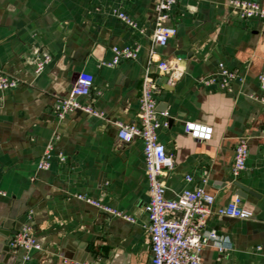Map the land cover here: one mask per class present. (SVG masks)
<instances>
[{"label": "crops", "instance_id": "1", "mask_svg": "<svg viewBox=\"0 0 264 264\" xmlns=\"http://www.w3.org/2000/svg\"><path fill=\"white\" fill-rule=\"evenodd\" d=\"M229 1L179 0L170 14L176 34L161 46L150 39L158 0H0V70L19 81L0 92V264H21L23 249L8 240L23 223L42 245L24 264H70L63 258L151 264L142 142L118 140L115 126L137 120L150 52V74L160 87L157 109L169 120L158 138L174 155V167L163 176L165 196L200 186L214 196L215 210L236 194L235 181L251 192L241 197L251 217H208L204 230L216 237L202 248L201 264H264V102L255 98L264 70V20L235 19ZM249 1L264 6V0ZM117 11L143 33L127 27ZM133 43L140 45L135 59L101 65L111 59L113 46ZM45 53L52 60L35 74L34 60ZM161 59L173 64L171 81L156 67ZM219 62L241 78L230 89L201 83L218 71ZM82 70L93 75V85L90 98L81 100L103 116L75 110L58 118L54 104ZM190 120L210 125L211 139L187 135L184 123ZM241 135L247 136L248 157L234 181V146ZM48 143L50 167L37 169ZM77 193L135 221L110 215Z\"/></svg>", "mask_w": 264, "mask_h": 264}, {"label": "built area", "instance_id": "2", "mask_svg": "<svg viewBox=\"0 0 264 264\" xmlns=\"http://www.w3.org/2000/svg\"><path fill=\"white\" fill-rule=\"evenodd\" d=\"M179 0H158L153 29L150 35L151 42L157 45H165L169 38L176 34V28L170 24V14ZM229 8L232 16L240 21L257 17L264 20V6L255 1L230 0ZM117 17L131 29L143 33L136 21L123 11H117ZM140 45L133 43L123 46H113L112 57L109 61H102L101 65L114 67L123 60L135 59L139 53ZM153 54L150 52L148 66L141 81L140 95L138 99L137 120L130 122H115L117 138L122 142H130L136 138L142 142L145 174L148 183L149 198L144 205V211L148 218V232L151 245V264H201V251L207 241L214 240L216 234L213 231L206 232L204 226L208 217L215 212L217 215L228 217L248 218L253 215L238 194H234L224 205L213 210L214 196L207 193L202 187L193 189L184 188L174 198L165 196L166 185L163 176L174 167V155L166 149L164 143L158 138V130L169 125L166 111L157 109V94L160 91L157 80L150 74L153 64ZM52 60L50 54L45 53L36 57L33 63L35 74L40 73ZM156 67L172 80L175 73L173 64L169 60L161 59L156 62ZM241 79L236 70L230 69L223 62L218 63V71L207 77L201 78L204 85H216L220 89H230L231 81ZM18 79L0 70V92L16 88ZM258 84L261 93L255 98L264 102V70L258 75ZM93 75L82 70L76 75L68 95L55 102L53 110L58 118L81 110L95 117H102L92 103L83 102L81 99H89L92 92ZM184 131L187 135L199 140H209L213 129L210 125L197 121H186ZM53 146L48 143L37 162V169L47 170L50 167ZM58 159L63 162L65 156L59 152ZM248 157L247 136L237 138L234 146L233 162L231 167L232 180H237L246 168ZM190 175L185 176L190 181ZM80 199L110 215L122 217L134 222V217L122 211L110 207L100 199L84 193L74 195ZM10 246L22 248L21 264L31 259V254L42 250V245L33 233L30 224L23 223L10 240ZM223 251L222 246H217ZM70 264H95L93 262H78L63 258Z\"/></svg>", "mask_w": 264, "mask_h": 264}, {"label": "water", "instance_id": "3", "mask_svg": "<svg viewBox=\"0 0 264 264\" xmlns=\"http://www.w3.org/2000/svg\"><path fill=\"white\" fill-rule=\"evenodd\" d=\"M165 80H167V76L164 77ZM234 184L237 186L238 191L236 192V194H238L240 197L245 198L246 193H251L246 187H244L241 183H239L238 181H235ZM17 231V230H16ZM16 231L14 233H12L11 237L9 238L8 242L10 243L11 238L13 237V235L16 233Z\"/></svg>", "mask_w": 264, "mask_h": 264}]
</instances>
